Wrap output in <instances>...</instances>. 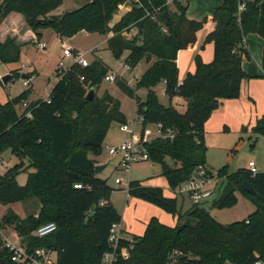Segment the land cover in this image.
<instances>
[{
    "label": "trees",
    "instance_id": "16d2710c",
    "mask_svg": "<svg viewBox=\"0 0 264 264\" xmlns=\"http://www.w3.org/2000/svg\"><path fill=\"white\" fill-rule=\"evenodd\" d=\"M186 1L185 5L168 7V0H88L80 9L55 15L64 0H0V27L12 14H18L36 35L26 42L7 37L0 43V64L17 62L24 47H38L45 30H53L61 39L74 38L81 32L113 34L107 47L117 59L125 57L130 71L144 57L154 59L135 89L120 78L115 84L131 98H137L138 90L147 89L144 101L137 98L142 134L147 125L162 128L161 137L146 142L145 147L150 161L161 165L169 187L176 190L199 166H207L206 124L222 101L240 98L242 82L250 78L243 68L244 58H251L245 38L256 34L264 40V0H223L203 21L188 18L190 0ZM126 3L132 4V11L111 25L120 6ZM241 4H245L242 12ZM208 22L215 24L206 38V43L214 46L213 60L205 63L198 55L196 71L188 73L179 85V54L198 46V33ZM133 29L137 34L130 37ZM262 64L264 79V50ZM109 71L98 56L87 68L73 64L63 75L56 70L59 82L49 99L29 105L32 118L17 110L27 102L30 90L6 104L0 101V154L11 149L21 160L0 175V205L8 207L30 200L40 204L36 214L25 218L8 208L0 229L13 228L29 252L45 250L56 259L55 264H103L111 228L122 223V216L110 201L114 190L108 184L110 179L95 172L99 163L94 158L100 156L112 123L127 124L116 97L108 91L101 97L97 95ZM14 76L19 77V73L14 72L10 79ZM163 83L168 107L155 91ZM92 89L95 97L89 101ZM177 97L188 103L184 113L172 105ZM251 132L264 136V116ZM25 160L29 163L27 170ZM24 173L27 182L21 185L18 177ZM217 175L227 182L222 196L209 206L191 203L185 215L178 211V198L165 196L161 187L131 181L127 187L129 197L161 208L177 218V224L170 227L152 218L143 236H131L133 249L127 264H167L175 251L182 253L188 264H253L257 254L264 255V173L254 176L247 169L231 173L225 166ZM245 182L254 187L256 195L242 189ZM78 184L81 189L75 188ZM238 193L256 205L255 212L244 221L221 224L208 208H233ZM103 201L108 205L101 206ZM51 223L57 226L55 232L44 238L35 236L39 228ZM129 243L126 240L122 246L130 247ZM12 257L13 252L0 236V264H19Z\"/></svg>",
    "mask_w": 264,
    "mask_h": 264
},
{
    "label": "rangeland",
    "instance_id": "374dc122",
    "mask_svg": "<svg viewBox=\"0 0 264 264\" xmlns=\"http://www.w3.org/2000/svg\"><path fill=\"white\" fill-rule=\"evenodd\" d=\"M222 0H198L197 6L192 13V17L202 19V21L211 17L214 11L221 5ZM88 3V0H64L63 5L56 10V15H63L68 12L80 9ZM124 10H119L117 15L123 17V13H129L132 11V4L126 3ZM122 11V12H120ZM205 13L203 16L202 14ZM194 14V15H193ZM115 15L116 21H112L111 25H115L121 19H118ZM121 17V18H122ZM211 22L204 25L203 29L199 32L196 49L189 47L188 49L180 52L179 60V81H184L193 69H195V59L200 55L204 61L211 62L213 56V43H206ZM106 36L99 34L80 33L77 35L74 42L70 45L79 48V50L86 55L87 60L91 63L95 56L103 58V62L113 70L118 76H120L127 84L130 82L132 88L135 89L137 82L141 79L150 63L154 59L149 60L148 57H144L138 67L130 71L125 68V61L122 58L117 59L112 52L108 49L107 44H104ZM65 41V39H64ZM67 44V43H66ZM69 45H65L58 50L51 51L50 48L39 49L35 46H27L22 49L20 58L17 62L12 64H4L0 67V101L2 104H6L10 99L17 97L22 92L30 90L28 96V102L30 104L39 100L49 99L52 89L55 84L59 82V78L55 73V67L59 61L64 57V48H69ZM66 65L73 63V58L64 59ZM111 71V70H110ZM109 71V72H110ZM14 72L19 73V77H12L10 81L4 83L3 78L5 76H13ZM6 73V74H5ZM26 75L32 78V85L25 87L23 85ZM106 91L116 97L121 103V109L126 115L127 124L131 125L136 134H141L143 141L150 142L153 139L161 137L158 126L147 125L145 133L142 134L143 121L141 117L138 118L136 110L138 107V99L145 100L147 98V89H140L137 91V98H131L122 92L115 83H108L103 81L101 87L97 90V95L101 97ZM160 99V102L166 107L169 106V99L163 93V87L156 88L155 90ZM244 104L243 110H247L248 115L251 114V107L254 101L247 99ZM250 105V106H249ZM243 104L241 103V107ZM249 108H248V107ZM18 113L21 115L24 111L22 105L17 107ZM216 111L211 115L208 121V129L205 136V143L207 145L206 163L209 169L217 175L219 170L228 166L231 173L237 172L240 169H247L250 161H254L257 164L258 169L264 173V136H255L252 134L253 127H245L247 132H241L244 120L235 121L230 120L231 125L224 129V122L215 120ZM252 120V119H251ZM247 124V123H246ZM122 124L112 123L107 135L106 140L100 156L105 164L108 165L106 170L101 174V177L109 178V186L114 188H120L121 190H113L110 196V201L114 208L122 216V221L125 223L127 230L141 233L143 232V223L147 218L157 217L163 221L164 224L172 226L177 223V218L173 215L165 212L161 208L147 203L140 199L131 198L128 195L127 187L131 181H144L145 184H159L166 195L170 196L168 192V181L162 175V167L160 164L153 163L152 161L136 162L132 165L129 171H125L121 168V154L111 155L109 153L110 148L123 144L130 134L122 132ZM244 128V127H243ZM252 137V140H250ZM254 146H251L253 142ZM145 142V143H146ZM169 164L170 161L167 160ZM21 160L17 158L11 149H7L0 154V175L5 174L6 169H10L17 164H20ZM24 170H27L29 165L28 161L24 162ZM25 172V171H24ZM33 172V170H30ZM28 175L26 173L21 174L18 177V181L21 185H25ZM116 178L122 179L123 183L120 186H114L113 182ZM227 182L219 181L218 188L211 201L207 203L209 206L214 200H218L226 187ZM151 186V185H148ZM126 188V189H125ZM178 211L185 215L190 211L192 205L189 201H186L183 205L181 198H178ZM147 204V205H146ZM146 205V206H145ZM183 205V206H182ZM11 208L22 218L28 215L36 214L40 209V204L36 200H30L27 202H17L10 205ZM5 207L0 205V224L2 216L5 212ZM256 210V205L245 195L237 194V203L233 208L224 209H211L208 208L210 214L221 224L229 225L234 222L244 221L249 218ZM2 234L14 243H19L14 237V230L11 227L3 229ZM19 236V235H18ZM20 237V236H19Z\"/></svg>",
    "mask_w": 264,
    "mask_h": 264
},
{
    "label": "built area",
    "instance_id": "2783aa9c",
    "mask_svg": "<svg viewBox=\"0 0 264 264\" xmlns=\"http://www.w3.org/2000/svg\"><path fill=\"white\" fill-rule=\"evenodd\" d=\"M134 3H138V0H132ZM176 3L187 4L186 0H168L167 6L173 7ZM245 9V4H241L239 11L242 12ZM137 34V29H133L129 36L133 37ZM38 48L46 49L47 45L45 43H40ZM64 57L59 61L57 66V73L63 75L66 71L69 70L70 66L77 64L83 68L90 66V62L87 60L86 55L81 51H77L71 48H64L63 50ZM66 58H73V63L70 65L65 64ZM124 59V58H123ZM125 68L130 70V68L125 65ZM120 76L116 75L113 72H109L105 77V81L108 83H115ZM84 77L81 78L84 81ZM31 81L24 80L23 84L25 87H29ZM183 82H180L179 85H182ZM165 86V83H163ZM22 106L25 108L24 115L27 118H32V113L29 110V105L27 102H23ZM161 125H158L159 133ZM122 132L130 134L123 144L110 148L109 153L111 155L121 154V168L125 171H129L132 165L136 162L150 161L149 153L145 147V142L142 139V135L136 134L134 128L125 124L121 126ZM247 170L250 171L254 176L261 173L258 169L257 164L254 161H250L247 167ZM220 179L218 175L214 174L206 165L199 166L192 177L182 185H180L176 191L180 195H185L192 204L196 205H205L211 201L215 195V192L218 188V182ZM122 179L116 178L115 184H122ZM75 188L81 189L82 185H75ZM108 205V201H103L101 206ZM57 230V226L54 223L42 226L37 230L35 236L38 238H44ZM0 229V236L5 241V247L13 252L12 260L19 264H55L56 259L48 254L45 250H37L35 252H29L27 247L21 242L14 243L7 239ZM14 237L17 241H20V237L17 233H14ZM129 241V246H122V242ZM109 249L104 254L103 264H127L131 258V250L133 249V239L124 238L120 229V224H114L111 228L109 235ZM167 264H188L184 262L182 253L175 251L169 255ZM253 264H264V255H256V261Z\"/></svg>",
    "mask_w": 264,
    "mask_h": 264
},
{
    "label": "crops",
    "instance_id": "0c3cea01",
    "mask_svg": "<svg viewBox=\"0 0 264 264\" xmlns=\"http://www.w3.org/2000/svg\"><path fill=\"white\" fill-rule=\"evenodd\" d=\"M197 2H198V0H190L189 10L187 12V16L191 20L202 21V19L200 20L198 18L192 17V13L194 12V9L197 6ZM222 2H223V0H222ZM222 2H221V4H222ZM124 8H125V6L124 7H123V5L120 6V10H124ZM120 12H122V11H120ZM125 14L126 13H123V16ZM204 14L205 13H203L202 16ZM117 17H118V19H121L122 15L121 16L117 15ZM114 21H116V19H114ZM208 25H210L209 33H211L215 29V24L212 23V24H208ZM82 33H86V32H82ZM9 36L10 37H16L17 40L20 42H26V41H29L31 39H35V37H36V35L26 27L23 17L21 15H18V14H12L9 18L6 19V21L0 27V43H4L5 40L7 39V37H9ZM112 36H113V34L106 36L107 38L104 41V44H108V39L111 38ZM76 37L77 36H75L74 38H71V39H65V41H64V39H61L60 36L57 33H55L53 30H45L42 32L41 42L45 43L47 45V49L50 48L51 51L58 50L65 45H69L68 46L69 48L80 51L79 48L70 45L72 42H74ZM244 43H245L246 49L250 53L251 58H249V59L244 58L243 68L250 78L245 79L242 82L241 95H240L239 99L224 100V101H222V105L220 106V108L218 110H216L217 114L215 116L216 117L215 120L223 121L224 122V129H227L231 125L232 120H235V121L244 120V122H243L244 124H243L242 128L248 127L250 125H251L250 127H254L255 124L257 123L258 119H260L264 116V79L261 78L263 75L262 59H263V50H264V40L256 34H251L245 38ZM24 48H26V47H24ZM213 54H214V46H213ZM179 58H180V54H179ZM101 59L103 60V58H101ZM93 60H92V62H93ZM179 60H178V65H179ZM212 60H213V56H212ZM212 60H211V62H212ZM204 62L210 63L209 61H204ZM1 66H4V64H0V67ZM57 66H58V64H57ZM57 66L55 67V73L57 70ZM110 70H111L110 72H113L112 69H110ZM195 71H196V65H195V69H193V71L191 73H194ZM113 73H115V72H113ZM23 78H24V80L30 79V81H31V83L29 85V87H30L32 85V78H30L29 76L27 77L26 75H24ZM120 79H122V78L120 77ZM180 82H183V81H180ZM128 83L130 85V82H128ZM160 86L163 87V93L165 95V86L163 84ZM246 98L249 100L252 99L254 101L253 106H255V109H254V107H251V114H249V115H248L247 110H245V109L243 110V108L245 106L244 103L247 101ZM142 101H144V100H142ZM241 103L243 104L242 107H241ZM27 104L30 105V103L28 101H27ZM172 105L175 106L181 113H184L187 110L188 103L186 101H184L182 98L177 97L172 101ZM24 111H25V108H24ZM24 111L22 112V114L24 113ZM136 114H137V110H136ZM137 116H138V118H140L138 114H137ZM207 126H208V124H206V133H207V129H208ZM241 131H242V129H241ZM121 158H122V156H121ZM94 159L98 161L99 165H105V164H103L104 162L101 159H99V158H94ZM207 167L209 168L208 165H207ZM7 170L8 169H6L5 171H7ZM101 174H99L98 176L101 177ZM136 181H140V180H136ZM140 182H142V184L146 185V186L151 185V186L160 187L159 184H155V183L145 184L144 181H140ZM113 185L117 187V186H120L122 184L117 185V184H115V180H114ZM168 186H169V184H168ZM114 189L115 190H121L120 188H118V189L114 188ZM163 191H164L165 196H167L169 198H181L184 201V204L186 201H189L185 195L178 194L176 190H172L170 187H168V192L170 193V196L166 195L165 190H163ZM135 199H137V198H135ZM8 208H11V206L5 207V212L7 211ZM5 212H4V214H5ZM152 218H157V217L153 216V217L147 218V220H145V222L143 223V232H141V233H136V232H132V231L127 230L125 223H123V221H122V223L120 224L122 236L126 239L131 238L132 235L143 236L145 234L147 226H148V224ZM157 219L161 223H163V221L161 219H159V218H157ZM176 224L177 223H175L174 225H172L170 227H175ZM14 233H15V231H14ZM18 242H21V239Z\"/></svg>",
    "mask_w": 264,
    "mask_h": 264
},
{
    "label": "water",
    "instance_id": "95a60500",
    "mask_svg": "<svg viewBox=\"0 0 264 264\" xmlns=\"http://www.w3.org/2000/svg\"><path fill=\"white\" fill-rule=\"evenodd\" d=\"M11 75H8V76H5L3 78V82L6 83L9 79H10ZM94 97H95V92L94 90L92 89L89 94H88V100L89 101H93L94 100ZM108 167V165H97L96 166V169H95V172L97 175L101 174L106 168ZM242 189L247 192L248 194H251V195H256V191L254 189V187L248 183V182H245L242 184Z\"/></svg>",
    "mask_w": 264,
    "mask_h": 264
}]
</instances>
